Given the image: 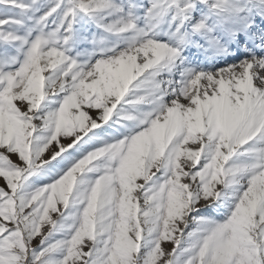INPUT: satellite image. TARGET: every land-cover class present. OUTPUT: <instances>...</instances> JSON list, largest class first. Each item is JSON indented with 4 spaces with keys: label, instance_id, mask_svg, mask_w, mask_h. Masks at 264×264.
Here are the masks:
<instances>
[{
    "label": "snow or ice",
    "instance_id": "obj_1",
    "mask_svg": "<svg viewBox=\"0 0 264 264\" xmlns=\"http://www.w3.org/2000/svg\"><path fill=\"white\" fill-rule=\"evenodd\" d=\"M0 264H264V0H0Z\"/></svg>",
    "mask_w": 264,
    "mask_h": 264
}]
</instances>
